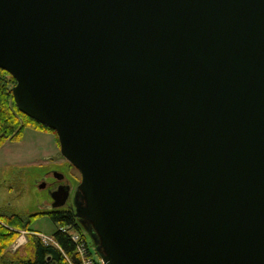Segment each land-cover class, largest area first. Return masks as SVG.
<instances>
[{"label": "water", "instance_id": "95a60500", "mask_svg": "<svg viewBox=\"0 0 264 264\" xmlns=\"http://www.w3.org/2000/svg\"><path fill=\"white\" fill-rule=\"evenodd\" d=\"M0 69L104 264H264V0H0Z\"/></svg>", "mask_w": 264, "mask_h": 264}, {"label": "rangeland", "instance_id": "374dc122", "mask_svg": "<svg viewBox=\"0 0 264 264\" xmlns=\"http://www.w3.org/2000/svg\"><path fill=\"white\" fill-rule=\"evenodd\" d=\"M56 174H60L70 188L69 201L64 208L74 212L73 200L80 174L61 157L52 132L26 127L19 141H7L0 147V214L43 213L33 219L29 228L52 242L57 225L47 213L53 210L51 188L59 179ZM26 234L20 232L12 249L19 248L23 253ZM83 234L93 246L88 233L84 230Z\"/></svg>", "mask_w": 264, "mask_h": 264}, {"label": "trees", "instance_id": "16d2710c", "mask_svg": "<svg viewBox=\"0 0 264 264\" xmlns=\"http://www.w3.org/2000/svg\"><path fill=\"white\" fill-rule=\"evenodd\" d=\"M14 85V78L0 69V147L7 141H19L26 127L52 132L59 146L53 130L19 112L11 92ZM39 215L43 213L0 214V264H79L71 235L78 233L85 237V229L74 217L73 211L57 209L47 213L57 225L52 242H44L37 232L29 228L33 219ZM20 232L27 233L23 253L19 248L12 250Z\"/></svg>", "mask_w": 264, "mask_h": 264}, {"label": "built area", "instance_id": "2783aa9c", "mask_svg": "<svg viewBox=\"0 0 264 264\" xmlns=\"http://www.w3.org/2000/svg\"><path fill=\"white\" fill-rule=\"evenodd\" d=\"M41 238L44 242L48 240L43 236ZM71 240L75 245V254L79 260V264H104L95 252L94 246H90L84 236L74 233L71 235ZM18 246L19 244L16 247Z\"/></svg>", "mask_w": 264, "mask_h": 264}, {"label": "flooded vegetation", "instance_id": "af4514ba", "mask_svg": "<svg viewBox=\"0 0 264 264\" xmlns=\"http://www.w3.org/2000/svg\"><path fill=\"white\" fill-rule=\"evenodd\" d=\"M56 176H61L60 174H56ZM66 187H69V185L62 179V177H60L55 183H54V186L53 188H51V192L52 194H55L56 192L59 193L60 191L58 190H61L62 188H66ZM63 191V189H62ZM69 196H70V188H69V195H68V198L66 199L65 203L63 206L61 207H57V208H53V210H57V209H65L64 207L67 205L68 201H69ZM57 200L56 201H59L61 199L60 197V194L57 195Z\"/></svg>", "mask_w": 264, "mask_h": 264}, {"label": "crops", "instance_id": "0c3cea01", "mask_svg": "<svg viewBox=\"0 0 264 264\" xmlns=\"http://www.w3.org/2000/svg\"><path fill=\"white\" fill-rule=\"evenodd\" d=\"M13 250V249H12Z\"/></svg>", "mask_w": 264, "mask_h": 264}]
</instances>
